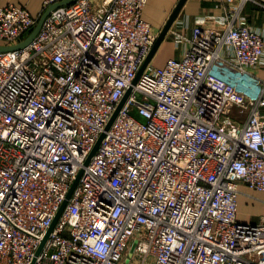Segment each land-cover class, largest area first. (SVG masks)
<instances>
[{"label":"built area","instance_id":"obj_1","mask_svg":"<svg viewBox=\"0 0 264 264\" xmlns=\"http://www.w3.org/2000/svg\"><path fill=\"white\" fill-rule=\"evenodd\" d=\"M64 1L0 4V46ZM148 1L59 6L0 52V264H264V214L239 217L242 186L264 193V28L246 11L264 0L171 28L178 54L134 84L160 33Z\"/></svg>","mask_w":264,"mask_h":264},{"label":"crops","instance_id":"obj_2","mask_svg":"<svg viewBox=\"0 0 264 264\" xmlns=\"http://www.w3.org/2000/svg\"><path fill=\"white\" fill-rule=\"evenodd\" d=\"M44 1L45 0H0V4H14L25 7L34 17H38L42 13ZM101 1L102 0H94V3L96 4V6H98ZM179 1L180 0H149L144 10L143 17L153 26L156 31L161 32ZM225 5L226 0H188L184 5L178 19L173 24L172 28L174 30H185L184 24L186 23L188 18L191 19V24H194L197 17L205 18L211 15L220 17L224 14ZM246 11L248 14H250L251 17L250 24H252L256 28H264V11L255 9L251 4L247 6ZM173 45V34L170 33L165 42L162 44V46L165 47L166 50H168L170 53V56L168 58L174 57L178 54L175 49H172L171 46ZM165 63L166 61L164 62V64ZM241 190L244 193L256 196L260 200H264V193L254 192L245 186H242ZM246 201L247 200L245 199V196L241 195L239 200L240 220L245 222H255L260 215L264 214V204H262L261 201H258L250 210L251 213H245L243 209L245 207L247 208V206H245ZM249 202H252V200L249 199Z\"/></svg>","mask_w":264,"mask_h":264},{"label":"water","instance_id":"obj_3","mask_svg":"<svg viewBox=\"0 0 264 264\" xmlns=\"http://www.w3.org/2000/svg\"><path fill=\"white\" fill-rule=\"evenodd\" d=\"M77 0H67V1H64L62 3H59V4H56L52 7H50L46 13L41 17L40 21L38 22L37 26L33 29V31L30 33V35L25 39L24 42H22L21 44L19 45H16V46H0V52H6V51H13V50H19V49H22L26 46H28L33 40L34 38L38 35V33L40 32L42 26H43V23L45 21V19L48 17V15L51 13L52 10H54L55 8L59 7V6H62V5H67V4H71L73 2H75ZM188 0H180L179 3L177 4L175 10L173 11V13L170 15V18L169 20L167 21L165 27L162 29V31L159 33L158 35V38L155 42V45L153 46L149 56L147 57L146 61L144 62L143 66L141 67L139 73H138V76L136 77L135 81H134V84H136L140 78V76L142 75V73L144 72V70L146 69V67L148 66V64L153 60V58L155 57L157 51L159 50V48L162 46V44L165 42V40L167 39L169 33H170V30L173 26V24L175 23V21L178 19L184 5L186 4ZM131 93V90L128 91V93L126 94V96L124 97L123 101L121 102L118 110L116 111V113L114 114L113 118L111 119L107 129H109L112 125V123L114 122L115 118L117 117L119 111L121 110L122 106L124 105V103L126 102L129 94ZM104 135L101 136V138L99 139V141L97 142L96 146L94 147L92 153L90 154L88 160L86 161V165L89 164V162L91 161L92 157L94 156V154L97 152L99 146H100V143L103 139ZM83 174V170L79 173L77 179L75 180L74 184L72 185L71 189H70V192L67 196V199L65 200V202L63 203L60 211L58 212V215L56 216L55 218V221L52 225V227L50 228L49 230V234L53 231L54 227L56 226L60 216L62 215L65 207L67 206L68 202H69V199L71 198L75 188L77 187L80 179H81V176ZM49 234L46 236V238L44 239L41 247L39 248L38 252H37V255H39L48 239V236ZM134 249V248H133Z\"/></svg>","mask_w":264,"mask_h":264},{"label":"rangeland","instance_id":"obj_4","mask_svg":"<svg viewBox=\"0 0 264 264\" xmlns=\"http://www.w3.org/2000/svg\"><path fill=\"white\" fill-rule=\"evenodd\" d=\"M263 15H264V13H263ZM171 47H172L173 50L175 49L174 45L171 46ZM175 50H176V49H175ZM169 56H170L169 51L166 50L165 47L161 46V47L159 48V50L157 51L155 57H154L153 60H152L153 65L156 66V67L163 66V65H164V62L167 61V60L169 59V58H168ZM167 58H168V59H167ZM262 76L264 77V74H263V73H262ZM261 85H262V83H261ZM132 114H133L137 119H139L140 121H142V122H146V119H145L144 117H142V116L138 113L137 110H134V111L132 112ZM244 196H245V199L247 200V201L245 202V206H247V208L245 207L243 210H244L245 213H246V212L251 213L250 210L253 208L254 204L257 203L258 201L255 199L254 196H249V195H246V194H244ZM249 198L252 200V202H249Z\"/></svg>","mask_w":264,"mask_h":264}]
</instances>
